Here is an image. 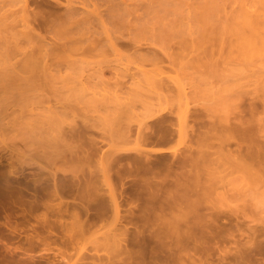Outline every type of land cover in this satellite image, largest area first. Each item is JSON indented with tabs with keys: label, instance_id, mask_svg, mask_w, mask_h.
Listing matches in <instances>:
<instances>
[{
	"label": "rangeland",
	"instance_id": "obj_1",
	"mask_svg": "<svg viewBox=\"0 0 264 264\" xmlns=\"http://www.w3.org/2000/svg\"><path fill=\"white\" fill-rule=\"evenodd\" d=\"M4 1L5 3L7 1L9 2L5 4L4 2L2 3V0L0 1V6L5 4L0 9V17H1L0 19H2L3 16L5 18L10 17L6 15H12L11 17L15 16L17 17V19H19L21 15L20 4L15 3L13 1L11 2V0H4ZM30 1L31 2L28 5V18H30L28 20H30V22L29 21L24 22L27 27H23L25 25L21 26L20 25L21 21L18 20L15 23H13L15 24V26L17 24V28L16 27L15 29L10 28V30L8 31V34H5V37L3 36L4 32H1L2 30L0 31V36L2 37L0 38V174L5 173L8 177L10 170L13 169L14 171L18 172L17 174L18 176L15 175V178H17L19 182L25 187L24 200L27 202L32 200L33 195L35 194V190L39 189L40 186L38 185V183H42L43 185L48 184L51 187V184H52L51 181H52L53 176L59 179V178H63L67 176L68 174L74 173L79 177H86V178L90 177L91 187L94 188L95 190L87 189L83 185L82 187L75 188L71 194L63 196L64 199L62 200L60 198L62 195L60 194L55 195V196L54 195L46 196L44 199L45 203L53 199V202L51 201L49 202V204L58 203L60 201L76 204L74 208L70 209V212H65L62 215L57 214V212L54 209L45 205V206H40L37 210H32L29 213L27 212L24 220H22L23 218L17 217V220L20 223V230L13 232V233L4 232L3 234L0 235L2 237L0 238V264H72L73 261L74 263L78 262L77 259L84 255L86 256V254L95 255V253H97L96 255H100L101 258H104V256L108 257L109 254H107L106 256L105 253H107V251L109 252L113 250L114 247L112 246L115 245L112 242L113 239L111 240L108 237L109 236L113 237L114 233L121 234L122 233L121 230H125V229H122L123 227L126 226L128 232L129 233L131 232V234L134 233L138 227L139 229L142 228V232L144 231V236L147 235L146 237H149V235L151 234L153 235L155 231H152L151 233V230L153 229L156 231L159 230L158 229L159 227L158 228L156 227L158 230L154 228L155 226H158L160 224L157 221L159 224L155 225L156 222L152 220V218L154 217L150 216L147 222L142 220V222L144 221L145 223H147L146 225L144 224L145 226L143 225L144 227H146V230L143 229V227H141L142 226L141 219L138 218L140 220L139 222V220L136 217H139L138 215H141V214L143 215L144 211L146 213H149L150 211V214H152L151 212L155 207V203H156V207L157 205L159 207L160 206L159 204H164V202H166L164 199H161V196H163L164 192L166 191V190H162V187L163 189H167L170 187L171 190H173L174 184H175L174 176L177 177V175H179L178 172H180V170L177 169L179 167L178 163L185 160L186 162H188V164H190L189 158H191V156L193 157V155H195L194 154L195 152L197 155L194 156V158L195 160L197 158V163L196 162L194 164L191 163L192 167L195 164L197 165L201 164L200 166H202L205 169L201 167L202 170H199V171L208 170V168L203 166L204 164L207 167H209V169L211 167L212 168L215 167L214 163L216 161L214 159L218 156L215 154L225 153L227 150L225 147L226 146L225 144L227 143L226 141L224 142L225 139L224 138L222 139V136H219L220 131L217 128L216 129L218 130V133H217L218 139L216 137H212L211 135L210 137L209 133L208 134L206 133L209 131L208 127H210L211 125H216L217 127L219 126L220 128L221 125L223 126L224 124H226V122H229V120L233 122V119L239 116L238 112H240L239 110H241V107H243L242 104L244 103L248 104L250 103V101L251 102L255 101L257 106H260V107L262 106V102L264 103V100H262L264 99V93L262 92L264 91V89H262L264 88L263 86L264 85L263 84L264 83V77H263L264 72L262 70L264 69L262 68L264 66V63L262 62L264 61L262 60L261 62L260 55H257V56L253 55L251 57L252 60L250 58H245V57L242 58L241 55L238 54L239 52L236 51L237 49H236V46L234 45L235 40L234 39L232 40V36L230 35L228 36V34H224L223 37H221V38L225 37V40H227V42L224 41V43L220 41L221 39H218V36L217 38H214V39L210 37L212 40L207 39L208 41H205L204 39L201 40V38L204 37L203 35L207 33L205 32V30H207L206 28L209 27L208 26L209 23H207L206 21H208L209 19L205 16L208 20L204 19L205 25H207V26L204 25L206 27L204 29V32L201 31V29L199 30V28L197 29V27L195 26L200 24L199 21L201 22V20L195 22V23H198L197 25L194 24L193 21L195 20L191 16H193L196 10L194 12L192 8L195 7L197 9L196 3L198 5L199 3L201 4V2L203 1V4L205 3L207 4L205 5L202 4V7L203 9H206L205 13L209 14L207 12L208 7L211 6V3L213 4L212 2L213 0H210L211 2L209 0H201V1L200 0H188L189 2L185 0L186 3H189L191 5L190 6L191 9L190 7H188L189 10L187 9V6L189 4L187 5L184 0H180L181 2L179 0H172V4L175 1H179V2H176V4L179 3L178 8L182 7L183 9V10L178 9V11L180 10V12L178 11L176 12L182 14V11H183L184 12L183 15H185V11H186V15H187L186 17H182L183 16L182 15L181 16L182 18L181 17L177 18L178 15H176L177 20H179L180 18L181 19L184 18L183 19L184 23L183 22L181 23V19H180L179 24H182V25L186 24L187 26L184 25L183 28L187 30L190 27L189 31H185V32H187L189 38L192 39V41L189 39L188 40L193 45H190L191 43H189L188 45L193 46L192 48L194 52L186 48L188 51H190L189 54L191 56L187 57L188 53H186L185 51H184L185 52L184 54L187 55L186 57H183L179 60L178 58L183 56V54L181 56L179 55L178 57L175 56L178 59V63L179 62H181V64L183 63L182 64L183 66L184 65L188 66V62L191 65L190 67H186L187 69L186 74H189V75L191 74L190 77H186V78L183 77L184 75L182 73L181 74L183 76L179 74L180 72L178 71L180 69L183 70L184 67L180 66L181 64L180 65L178 64L180 69H176V67L174 66V64L176 63L170 64L172 59L167 58V51L170 52L174 50L172 47L170 48V46L174 47L177 44V42L182 40V37H181L182 34H180L179 36L181 38L180 39L178 38L179 41L177 38H175L177 37L175 34V31L177 30L176 31L177 33L180 32L178 29L180 28L179 26L181 25H179L178 24L179 21L177 22V20L175 19L174 12L170 14L172 15V17H170L169 15L170 19H168L167 17L168 21H170L172 18H174L176 21L174 22L173 19L171 20L175 24L173 23L174 26H168V28L169 27L171 28V29L169 28L170 30L168 29L169 31H171L173 28L175 29L176 28L175 25L177 26L178 24L177 27L179 28H176V30L172 31V34H174V36L170 35L167 29H165L167 28L166 26L168 22L167 20H166V24L162 23L160 20H157V22L160 21V23L158 22L156 24V22H154V24L157 25V27L159 26V24H162V25L165 24L166 27L160 26V28L163 27V29L166 30L165 32L169 33L165 35L166 33L163 30V32L165 33V34L163 33V35L167 37V40L170 39L171 36L173 37V39L171 37L172 41L170 39L168 40V42L163 41V40L162 42L161 41L162 38L157 36V39H156V36L153 35L151 32H149V34L147 35L149 36L152 34L155 40L152 39V35L149 36L151 38H148L147 35L141 36V33H140L141 38L138 36V38H136L137 39L136 41L140 39L141 40L138 42H134L133 38L135 39V37L131 36L133 34L132 31H134L133 29L131 30L132 27L130 28L128 32L130 34L128 38H130L131 40V38L133 37L132 46L135 45L134 43H137L136 45H141L142 48H144L142 50L143 52L144 50L149 49V47L145 46L147 44L148 46L153 48L154 51L157 50L156 52L159 51L162 53L163 57L158 52V54H160V57H162L163 59L162 61L163 63H161L162 65L158 64L157 66V65H153L155 63L152 64V62L150 61H148V63L147 61H144V62L141 60L139 61L138 58L134 56L137 59L136 60L135 58L132 57L133 56L132 53H134L133 52L134 50L124 48L126 45H130L132 42V41H129V39L127 38L128 34L127 32H125L124 28L127 29L128 31V27L132 26L135 20H134L133 14H130L129 16L126 17V19H129L127 20L129 22V25L127 21L125 23L124 19L123 21L112 19L114 20V24H113V21L111 20L110 15H108L110 13L109 8H111L109 5L111 6L113 5V2L110 3L111 2L110 0L109 2L108 1L100 2V4L96 6L91 5L93 7L90 6V4H92L91 2L85 1V5L83 6V8L86 10L94 11L96 9L97 12H100L101 14L105 15V17H107L104 23L106 27H102L101 24L96 23L97 25V26L95 25L96 27H91L88 29L79 28L80 29L79 30L75 28L78 32L75 31V29H73L74 31L73 34L74 33L75 34L73 35L72 33L71 34L69 33L68 36L66 32H71V31H67L61 28L62 29L61 31L65 33L63 34L61 32L62 33V36H61L59 34L60 30L58 32L55 30L56 32L54 31L55 33H53L52 31L54 28L49 27V26L47 27L42 24L43 20L45 19L46 20L52 19L51 21L55 23L56 20L54 18L58 17L59 14H62L63 12H65V5L67 2L66 0H30ZM112 1H115V0H112ZM117 1L118 2L124 1L126 4L136 3L139 5L144 0H130L128 2L127 0H116L114 3H118ZM149 2L150 0L147 3ZM208 2H209V6L207 7L206 5H208ZM143 4H145V2ZM192 5L194 7H192ZM199 6L201 5H198V7ZM232 6L233 5L231 3L230 5H229V2L227 3L226 8H228L227 9L228 14L232 12L233 10ZM234 7L236 8V6ZM200 8H198L197 10H201ZM3 12L4 13L6 12V13L4 14ZM50 16L51 17L53 16L54 18H51ZM187 17H189V20H187ZM211 18H210L211 20H209L210 24L212 23L211 25H214L215 23L213 24V17ZM185 19L189 22H187ZM131 21H134V22L131 23ZM116 22H119L121 26H118L117 28L118 23ZM121 22H124V24L128 26H124L123 23ZM171 24L172 22L170 23V25ZM155 25H154V28L158 29L159 27L157 28L155 27ZM168 25H169V22H168ZM11 27H14V26L12 25ZM120 27L123 29V30L122 29L120 30L121 32H123V35L120 31H118ZM24 28H28L29 30L28 33L32 35V37H29L30 40L28 39L29 42L28 40H25L28 37L24 38L23 36H21V34L18 33L19 31L21 32V30L23 32ZM133 28H135L134 25H133ZM209 28L208 30H211L212 26ZM12 30L18 31L16 33L19 34V39L15 38V36L16 37L18 36L16 34H14V36L9 35L13 33ZM24 30H25L24 31L25 33L27 29H24ZM180 30H182V28H180ZM185 32L183 30V33ZM211 32L213 33V28ZM212 33L211 35L207 33V35L213 37L215 34L214 33L212 34ZM124 34L126 35V37H122V36H125ZM36 35L39 36V38L41 37L43 41L47 42V44L54 45L58 43L59 45L61 41V45L64 44V47L66 48L62 46L63 48L60 49L62 51L58 50V53L62 52L61 54L60 53L59 55L55 54L54 57L48 56L49 58L46 57L43 60L44 65H47L45 64L46 61L48 63L47 66H49L48 67L49 69L46 70L47 72H45V70L43 71L42 69H40L41 70L39 71L40 73L38 71L35 73L33 70H29V69L28 70L30 72L27 73L26 72L28 71L27 69H24L23 70L24 72H23L22 71L23 66L21 67L20 64H18V62L23 60V57L25 56V55L23 56V54L26 53L25 49H30L29 46H31L33 41H35L34 43H36L37 41L36 39H38ZM69 35H72L71 40H70ZM133 35H137V33ZM207 35L206 37H208ZM159 36H161V34ZM183 36L185 37L187 36V34L185 33V35L183 34ZM188 36L186 38H188ZM57 37H59V39L60 37H62L63 40L62 38L59 40L57 39ZM144 37L145 39H143ZM65 38H66V41L64 40ZM73 38L75 41L73 40ZM75 38L80 41L76 40ZM97 38L98 40L100 39L103 42L101 41L99 42ZM159 38L162 44H160V42L158 41ZM186 38H184V40ZM92 39L93 40L96 39L98 43H102V44H100V46L97 48H91L88 45H89V41H93ZM228 39L231 40L232 42L228 41ZM72 41L76 43V44L74 43L75 47H73V43L72 44L70 43ZM185 41L184 43L186 44ZM26 42H28L29 44L28 43L26 44ZM66 42L71 44V46ZM158 42L160 46L158 45ZM165 42H167V44L169 43L167 46H169L170 49L167 48V46H165L164 44ZM219 42L222 43V47L225 46L224 50H220L221 45L219 44L221 43ZM115 43H118V46L120 48L119 51H116L113 48V45ZM203 43L207 44V49L206 47L204 48L206 50L209 49L208 50L209 52L205 51L204 48H203L204 51L203 50L201 51V49H198V52H196L195 48L199 46L203 47V45H201ZM79 44L80 45L82 44V45L80 46ZM12 46L13 47L15 46L16 50L15 49L13 50ZM23 46L26 48L24 49ZM234 46L236 50L232 49V47L234 48ZM164 47L169 50L165 51L166 49H164ZM68 48L69 49L72 48V49L69 50ZM230 50L231 51L233 50L232 52L234 53V55H232L233 53L231 54ZM234 50L236 52H234ZM199 51L202 53L205 52V55L207 54L206 52H208V54L209 53L211 54L213 52L214 54L212 53V55L209 54L206 56H203L204 54H202L200 55L201 57L203 56L201 58L200 56L197 55L198 53H200ZM235 54L236 55L238 54L239 56L236 57ZM196 55L198 57H196ZM58 56H61V57L58 58ZM164 56L166 57L164 58ZM192 57L193 58L195 57V59L194 61L192 60L191 62L190 61L191 59L189 58H192ZM239 57H241L242 59ZM52 58L54 59L53 60L54 63L51 64ZM256 59L259 61H256ZM254 60L256 61V63ZM139 62H141L140 64L142 65H140ZM17 64L20 66L19 68H17L18 67ZM149 64L155 67L153 66L150 67ZM52 65L54 66L52 67ZM251 65L252 66L254 65V66L251 67ZM47 66L45 68H47ZM159 66L160 67L163 66V68L166 67L167 70L165 69V71H167V73L164 71L163 68H160ZM137 69L145 70L146 72L150 74L161 73L162 76L166 78L168 77V80L170 79L169 76L171 77V80L172 78L177 79L179 84L180 83L182 84L181 87H183V90L185 92L184 96H186L184 98L186 99L181 98L182 99L181 100L180 97H183V96H179L178 97L179 99H177L178 102L180 103L179 104L175 100L176 99L175 97L177 96H175L174 99L172 96H170L173 99L171 101L170 100L171 98L168 96L170 95L168 92L162 89L163 90V94H162V93H159V92H162L161 90L156 91L153 88L152 89L156 92H152L153 90H148L151 92V93L148 92L149 95H147V93L145 92L143 94L144 95L146 94V95L143 96L142 93L140 92L141 93L140 95L146 98H143L141 96H139L140 98L138 99L132 98L134 96H132L131 94L134 95V92H136L135 90H133V88L139 89V86L137 87L136 85L135 86L132 85V83H130L132 82L131 79H129L130 77L124 78L125 77L124 75L130 76L131 74H133V71L136 70L137 72ZM161 70L165 72L166 74L165 73L163 74ZM252 72L254 73L253 75H255L254 77H252L253 75L251 76ZM258 74H262V76ZM96 76L97 78L98 76L100 78L95 79ZM101 77H103L104 79L101 80ZM110 78H115L114 80L116 81L120 79V81L119 80L118 81L122 82L123 85L121 87L119 85L120 88L119 87L117 88V86L112 84L114 80L113 79L111 80ZM104 80H106V82L109 80L108 82L111 84L109 85V83L108 84L104 83L103 82ZM122 80H125V81H122ZM256 80L259 82H257ZM99 81L101 83H99ZM124 82L126 84H124ZM179 84H176V85L173 84V85L177 87V85ZM261 84H262V87H261ZM181 87L179 85L177 89H179L180 91ZM130 88H132L131 90L133 91V93H131L132 91L130 92L129 90ZM140 91H143V90H140ZM144 91H147V90H144ZM180 93H182V91ZM137 94H135V96ZM260 95L261 96L263 95L262 96L263 98ZM114 96H117L118 98ZM148 97L150 98L147 99ZM108 99L111 100V103L109 102ZM115 99H119V100L116 101ZM139 99H143V100H139ZM143 102H145V104ZM186 102L187 104L185 105ZM181 108L182 110L185 108L184 111H182ZM258 109L260 108L258 107ZM186 110L188 111L186 113L187 114L186 121L188 118L190 119L187 121V123L189 121L192 122V117L196 116L194 115V116H191V118L189 117V115H192V111L194 112V114H197L199 118H201V120H203L202 122L204 123V125L201 122H199L200 124L198 125V127H200L201 124L203 125L202 127H200L201 130L197 128V124H196L195 127L197 128V130L191 131L193 130L191 128L190 131L188 132L189 126L191 123L188 124V130L184 128L182 116L185 114ZM180 113L182 114L181 116L179 115ZM235 114H238V115H235ZM260 117L262 118V115H260ZM163 119H166L167 121L169 120L168 122L166 121L167 125L169 126L172 125L171 131H172L173 136L171 135L170 137V139L172 140L168 141L166 144L163 143L161 145L160 144L161 142L160 143L158 142L159 143L158 144L154 142V140L152 139L151 140L153 142L149 140L150 141L149 144L147 143L148 141L145 142L144 144V142L142 141L143 138L138 139L140 135V131L141 133L142 132L147 133V135L149 136L151 133L150 127L152 128L153 123L159 120H163ZM257 122H259V120ZM260 124L261 125L257 124L259 127L258 126L256 127L258 128V130L260 128L259 139L261 138L263 140L262 144L264 145V120H262ZM147 125H150V126H147ZM255 125H256V121H255ZM192 132H194V134H192ZM197 134L199 135L197 136ZM140 136H142V134ZM139 141H141V144L139 143ZM192 146L196 147V148L193 147V151L191 150L192 148L190 149V147ZM94 147H96V149L98 148L97 153ZM197 147L198 149H200V151L202 150L204 151L202 152L198 151ZM158 148H162L165 151L161 153H156L155 151ZM227 148H230V147L227 146ZM233 148L235 147L233 146ZM99 149L101 151H99ZM189 149L191 150V153L193 152L192 154H190L187 151ZM136 150H142V152L145 151V153L142 154L141 152V154L143 155V157H145L150 162V169L145 167L146 168L145 170V168L142 167L139 170L132 165L128 157H130V155L131 157L135 155L140 156V153H139L140 151H138L137 154H135ZM85 151L88 154L90 153L91 154L88 155L86 154ZM100 152H102V154H105L106 157L108 155L112 157H120V154H122L121 155L122 157H120V160L122 161H120L121 163L119 162L120 165L119 163L118 164L116 163L117 165H113L107 159H105L106 157H104V160H100L98 158L99 157L98 153ZM204 152L208 153L207 155H209L210 153L212 159L213 157L215 158L213 160L211 159L209 160L210 156H208V160L207 159L205 160V158H207L206 157L207 155ZM83 153H85L86 155ZM110 153L115 156L111 155ZM212 153L215 156H212ZM145 154L146 156L147 155H150V156L146 157ZM184 154H185V157H184ZM87 155L91 157L89 158V160H87L88 157H85ZM187 155L188 156L191 155V156L188 158L186 157ZM198 155H199V158L202 156L203 160L202 158L199 159ZM161 158L164 159L165 163L163 162ZM194 158L192 159V161L194 160ZM125 159L126 161L129 160L130 162L127 161L128 162L127 163ZM157 160L160 162V163L158 162L160 166H161V163L165 165V166L162 165L161 167L162 169L158 167L159 165L158 166L154 165L155 163L157 164ZM171 161L172 163L176 162L175 165L173 164L174 167L171 166L172 165ZM208 161L210 163H207ZM167 164H169L168 165L169 169L166 166ZM176 164H177V167H176ZM188 164L185 163V167L188 166L187 169L189 170L190 166ZM163 167L166 169H163ZM175 168H176V171L173 170ZM141 169L145 171H142ZM118 170H120L121 180H119V175L117 174ZM137 170H139L140 172L138 173ZM238 172H236L237 174L235 173L236 175L232 174L235 177L232 175L229 176L230 178L233 177L232 179L227 178L229 182L233 181L232 184L231 182L230 184L227 183L228 180H225L226 184L229 185V187H227V185L224 184L225 186L224 189L226 190L223 192H227L228 190L227 188L232 189L234 187L232 191L231 190L229 191L230 198L228 197V195L226 196L224 195L225 197L223 196L224 198L222 197V199H220L221 197L218 194H221L222 189L218 190L219 191V192L217 191L218 194L214 193L212 198L210 197L211 198L209 199L210 201L209 202L207 201L206 203L208 205L209 204L211 205L212 200H214L215 202L213 201V204L215 205L217 204V206L219 207L216 208V207H211L213 205L211 206L209 205V207H211L210 209H208L210 210L209 212L208 210H204V208H201L200 210H198L197 207L193 208L192 206L191 207L187 206V208H190L189 210L186 207L183 209H181L180 207L181 210L177 211L178 209L177 204H172L176 208V211H174L173 207L168 208L169 206H171V204H169V206H168V203L164 204L163 208H166L165 206H167L168 209H172V211L169 210L171 213H168V209L166 210L167 213L169 214V215L166 214L168 216V217L166 216L167 217L166 219L170 221V222L166 221L168 222L167 224H169V226H171L172 228L173 221L175 222L174 224H176L177 222L175 217L174 219L172 218L173 216L172 214L173 213L176 215L178 214L177 218L179 217V214H181L180 217H182L183 210L186 212V215H187L186 216L185 212H183L184 217H188V220H190L189 218L199 219V216H200L199 213H202L203 215V214H207L208 212L210 215V213L212 212L211 215H215L216 213L219 214L218 215L219 217L216 216L217 214L214 216V218L218 217V219L214 221V224L216 223L217 220L219 221L220 219L219 221L221 223L220 225L223 226V228H221L222 231H224V226L227 227V224L230 226V228L229 226L227 228L225 227L226 229L224 232H230L231 230H233L232 232H234L235 231L234 223L238 221L239 228H238V231L236 230V232L234 233L236 235L235 238L240 239L241 242L244 243V241H246L244 239L247 238V235L248 234L252 235L254 234L253 232H255V236L254 235L252 236L255 237V239L257 237L256 240L262 239L264 242V234H263L264 232V186H263L264 178H262L263 180H261L260 182L258 180H254L253 178L251 179H247V177L244 178L241 176L242 175L241 173L243 172L241 171H238ZM10 175L14 177L13 174L10 173ZM165 176H166V179H165ZM13 177L12 179L17 181ZM162 178L164 179V181H162ZM148 179H151L152 184L149 183ZM167 179H169L168 183H167ZM37 181L39 182L37 183ZM160 182H164V183L161 184ZM172 182H173V185H172ZM2 183H3V180L0 181V185ZM121 183H123V185ZM166 183L169 186H167ZM142 186L144 187L141 188ZM243 186H246V187H244L243 189ZM152 188L153 190L156 189L155 194H154V191L151 192ZM160 188H161V191L163 192L162 194L160 192L158 194L157 192L160 190ZM109 189H113L115 192L116 191L121 192V190L123 189L122 191L124 192L125 196L127 197L131 196L130 200H128L127 202L122 201V199L120 198L122 206L120 207V210H119L120 213L118 214V216L109 207L111 206L110 203L108 205V199L110 201L109 195H107ZM175 189L171 193H169L173 196L172 197H170L171 195L168 196L170 197L169 201L171 203H173L172 200L176 199V195H174ZM136 192L137 193L143 192V197H142V193H140V196L138 197L139 193L137 195ZM168 192L170 191L168 190ZM244 193H247V194H244ZM2 194H3V191H2V187L0 186V204L8 203L9 198L6 197L5 199H3ZM153 194L154 196L157 195V197L154 198V196H151ZM144 195H145L146 200L144 199ZM222 195L223 193L221 194V196ZM104 197L106 198V200ZM99 198L100 199L103 198L102 200L103 202H105L103 204H106L108 208H106L104 212L97 215L96 217L89 218L88 215L93 214L95 210L91 208L87 212L89 214H87L84 210V207L86 203H91L94 205V202ZM157 198H159L160 200H158ZM177 198H179V196H177ZM225 198L227 201L225 200ZM224 201L225 203H227V205H224L223 203ZM206 203L204 202V204H202L204 205L203 207H205V205L207 206ZM150 207H153V209H151ZM220 207L224 213H222V210H219ZM238 207H240V209H238ZM229 208H231L230 209L231 211L229 210ZM234 208H236L238 211L237 210L235 211ZM129 209L132 210L131 213L136 218V219L134 218L135 221H132V223H129V219L126 220L125 218V216L129 217V213H128ZM211 209L214 211H212ZM202 211L205 213H203ZM194 212L197 214H195ZM213 212L215 213L213 214ZM226 212H229V213L232 212V213L229 214ZM234 212L235 214L237 213L236 216L233 215ZM184 217L182 218L186 220V218ZM233 217H236L239 220H236V218L233 219ZM164 219H165V216H164ZM196 219L192 221H197ZM165 220H164V223H166ZM179 220L181 219H178V221ZM188 220L186 221L188 222ZM210 220L211 219L209 218V220L206 221L208 226L210 222L212 223V220L211 221ZM192 221H189V222H192ZM218 221L216 223V226L219 223ZM136 223L139 224V226H137ZM223 223L226 225H224ZM153 224H154V227H153ZM167 224L166 226H168ZM174 224H173V230L177 226ZM147 225L149 227H147ZM161 225H164L165 227V224H161ZM209 227H210L209 231L215 233L216 230L219 231V228L221 226L215 227V225H212V226L210 225ZM258 230L262 231L263 235H261V233ZM101 235H105V236L108 235V237H105V236L103 237ZM108 242H112L111 245ZM107 243H108L107 246H110V247H107V246L105 247V244ZM232 244L233 243L229 242L225 244V246L228 249L231 248V250H234L236 246ZM216 245L217 244H214L213 246H216ZM221 245L220 247H222ZM130 248L132 249V246H130ZM135 249H138V247H136ZM87 260L88 261L90 260V262L93 261L91 259H86V261ZM104 260L107 261V259H103V261ZM83 263L85 262L83 261ZM187 264H190V263H187Z\"/></svg>",
	"mask_w": 264,
	"mask_h": 264
},
{
	"label": "bare ground",
	"instance_id": "obj_2",
	"mask_svg": "<svg viewBox=\"0 0 264 264\" xmlns=\"http://www.w3.org/2000/svg\"><path fill=\"white\" fill-rule=\"evenodd\" d=\"M1 1V0H0ZM15 2V3H18V4H20V6H21V15H20V18L19 19H17V17H15V16H13V17H11L12 15H6V16H10V17H4L3 16V18L2 19H0V31L1 32H4V37H5V34H8V31L10 30V28L11 29H15V27L17 28V24H16V26H15V24H13V23H15L16 21H21V26L22 25H25V23L24 22H27V21H29L30 22V20H28V19H30V18H28V5H29V3L31 2L30 0H11V2ZM67 2H66V5H65V12H63L62 14H59L58 15V17H56V18H54L53 16L51 17V18H54L55 20H56V24L55 23H53L51 20H43V22H42V24L44 25V26H49V27H52V28H54L53 29V33H55L56 31L58 32L59 30V34L62 36V33H63V31H61L62 29L61 28H63V29H65V30H67V31H71V32H66L67 33V36H68V34L70 33H72L73 34V29H75V28H77V29H79V28H86V29H88V28H91V27H96L97 25H96V23H98V24H101V26L102 27H106L105 26V20H106V18L107 17H105V15H103V14H101L100 12H97L96 11V9L94 10V11H89V10H86V9H84L83 8V6L85 5V1H88V2H91L92 4H90V6L91 5H93V6H96V5H98V4H100V2H105V1H108L109 2V0H66ZM111 2L110 3H112L113 2V5L111 6V5H109L111 8H109L110 9V13L108 14V15H110V18H111V20L112 19H115V20H121V21H123V19L125 20V23H126V21L127 20H129V19H126V17L127 16H129L130 14H133V17H134V20H135V22L134 21H131V23H136V24H134L133 23V25L135 26V28H133V25L132 26H129L128 27V31H127V29H125L124 28V30H125V32H127V38L129 37V30H130V28H131V30L133 29L134 31H136V32H134V31H132V33L133 34H135V33H137V35H131V36H134L135 37V39L133 38V40H134V42H138V41H140V40H138V41H136L137 39L136 38H138V36L141 38V36H144V35H147V34H149V32H151L153 35H155L156 36V39H157V36L158 37H160V38H162L161 39V41L163 40V41H167L168 42V40H170L171 39V37H170V39H168L167 40V37H165V35H167V34H169L170 33V35H173L174 36V34H172V31H174V30H176V28H182V30H180V28L178 29L180 32H176L175 31V34H176V36L177 37H175V38H181L182 37V40H180L179 41V39H178V41L179 42H177V44L173 47V46H170V48L172 47L174 50L173 51H167V50H169L170 48H169V46H167L168 44H167V42H165L164 44H165V46H167V48H169V49H167V48H165L164 47V49H166L165 51H167V58H169V59H172V61L171 62H173V63H171L170 62V64H174V63H176V64H174V66L176 67V69H180V67L178 66V64L180 65L181 64V62H179L178 63V59L180 60L181 58H183V57H186L187 55V57H189V56H191L190 54H189V52L190 51H193V46H190V45H193L189 40H191L192 41V39H190L189 38V36H188V33L187 32H185V31H189V28H188V30L187 29H185V28H183V26L184 25H186V24H184V25H182V24H179L180 23V19L182 18V17H186L187 15H186V11H185V15H183L184 14V12L182 11V14H180V13H178V12H180V10L178 11V9H182V7H179L178 8V6H179V3H177L176 4V2H179V1H175V2H173V4H172V0L169 2L168 0H150V2L149 3H147L149 0H144L141 4H136V3H130V4H126L124 1H120V2H118V3H114L115 1H112V0H110ZM128 1H130V0H127V2ZM185 1V0H184ZM183 1V2H184ZM201 1V0H200ZM199 1V2H200ZM210 1V0H209ZM5 3V1L4 0H2V3ZM7 2H9V1H7ZM6 2V3H7ZM145 2V4H143ZM181 2V1H180ZM187 2H189L188 0H187ZM196 2H198V1H196ZM211 2V1H210ZM213 2V4L211 3V6H209V2H208V5H206L207 7H208V13L209 14H206L205 13V10L206 9H203V7H202V4H203V1L201 2V4L199 3L198 5H201V6H199L198 7V5H197V3H196V7H197V9L198 8H200L201 10H197L193 5H192V7H194V8H192L193 10H194V12H195V10H196V12L194 13V12H192V13H194L193 14V16H191L195 21H193L194 22V24H198V23H195V22H197V21H199V20H201V22L199 21V23L201 24H198L197 26H195V27H197V29L199 28V30L201 29V31H203L204 32V29L206 28L205 26H207V25H205V22H204V19L206 20L207 18L209 19V20H211L212 18L211 17H213V24L214 25H211L210 24V21L208 20V21H206L207 23H209L208 24V26L209 27H211L212 26V28H213V33L215 34L213 37L212 36H208L207 35V33L208 34H210L211 35V30H212V28H211V30H208V28L209 27H207L206 29L208 30H205V32H207L206 34H204L203 36V38H201V40L202 39H204L205 41H208V40H210L211 38H217V36H218V39H221L220 41L222 42V43H224V41H226L227 42V40H225V37L224 38H221V37H223V35L224 34H228V36L230 35V36H232V40L234 39L235 40V43H234V45L236 46V49H235V46H234V48L232 47V49H235L236 51H238L239 53L238 54H240L241 55V57L243 58V57H245V58H250L251 59V57L253 56V55H260L259 57H260V60H261V62H262V60L264 61V0H213L212 1ZM229 2V5H230V3L233 5L232 7H233V10H232V12L230 13V14H228V11H227V9L228 8H226V6H227V3ZM5 3V4H6ZM87 3V2H86ZM185 3H186V1H185ZM184 3V4H185ZM4 4V5H5ZM181 4V3H180ZM183 4V3H182ZM187 5L189 4V3H186ZM205 4H207V3H205ZM205 4H203V5H205ZM4 5H1L0 6V9H1V7H3ZM80 5V6H79ZM93 6H91V7H93ZM108 6V7H109ZM180 6H182V5H180ZM191 5L189 4L188 6H187V9H188V7H190ZM234 6H236V8L234 7ZM186 7V6H185ZM206 7V8H207ZM5 8V7H4ZM3 8V9H4ZM235 8V9H234ZM98 9H99V7H98ZM190 9H191V7H190ZM183 10V9H182ZM189 10V9H188ZM193 10H191V11H193ZM108 11V10H107ZM176 11H178V12H176ZM227 11V12H226ZM174 12V16H175V19H176V15H178L177 16V18H179V17H181L182 15V17L179 19V20H177V22H178V24L179 25H181V26H179V27H177L178 26V24H177V26L175 25V29L173 28L171 31H169L170 29L168 28V26H174V22H176L175 21V19L174 18H172L173 20H174V22L173 21H168L167 20V17H168V19H170L169 18V15L170 14H172ZM4 13V12H3ZM6 13V12H5ZM4 13V14H5ZM19 13V14H20ZM176 13V14H175ZM136 14H138V15H136ZM180 14V15H179ZM187 14H188V12H187ZM135 15V16H134ZM207 18H206V17ZM170 17H172V15H170ZM1 18V17H0ZM128 18H130V17H128ZM211 18V19H210ZM184 19V18H183ZM183 19H181V23L184 21ZM58 20V21H57ZM157 20H160L162 23H165L166 24V20L169 22V25H168V22H167V24H166V26H167V28H165V29H167V31L169 32H165L166 30L165 29H163V27L165 26V24L164 25H162V24H159V28L157 27V25H155L154 24V22H156V24L159 22L160 23V21H158L157 22ZM163 20V21H162ZM186 20V19H185ZM187 20H189V17H187ZM186 20V21H187ZM54 21V20H53ZM113 21V24H114V20H112ZM111 21V22H112ZM215 21V22H214ZM28 22V23H29ZM128 22V21H127ZM172 22V24L170 25V23ZM187 22H189V21H187ZM116 23H118V25H117V28H118V26H121V24L119 23V22H116ZM121 23H123V25L124 26H128L129 25V22H128V25H126V24H124V22H121ZM174 23V24H173ZM184 23V22H183ZM204 23V24H203ZM111 24V23H110ZM188 24V23H187ZM193 24V23H192ZM14 26V27H11V26ZM18 25H19V23H18ZM96 25V26H95ZM131 25V24H130ZM154 25H155V27H157L158 29H156V28H154ZM203 25V26H202ZM205 25V26H204ZM99 26V25H98ZM115 26V25H114ZM113 26V27H114ZM123 26V27H124ZM160 26H163V27H161L160 28ZM165 26V27H166ZM187 26V25H186ZM185 26V27H186ZM23 27H27L26 25L25 26H23ZM22 27V28H23ZM194 27V26H193ZM201 27V28H200ZM29 28V27H28ZM28 28H24V29H27V31L24 33V29H23V32H22V30H21V32L19 31H15V30H12L13 31V33H11V34H9L10 36H14V34H16V35H18L17 37L15 36V38H17V39H19V34H21V36H23L24 38L25 37H28L27 39H25V40H30V38L29 37H32V35H30V33H28L29 32V30H28ZM116 28V27H115ZM116 28V29H117ZM8 29V30H7ZM122 28L120 27V29L118 30V31H120ZM169 29V30H168ZM194 29V28H193ZM196 29V28H195ZM196 29V30H197ZM210 29V28H209ZM56 30V31H55ZM80 30V29H79ZM113 30V29H112ZM123 30V29H122ZM163 30H164V32L166 33H164L163 32ZM183 30H184V32L187 34V36H188V38H186L187 36H183V34L185 35V33H183ZM198 30V31H199ZM7 31V32H6ZM11 31V32H12ZM55 31V32H54ZM75 31H77L76 29H75ZM87 31V30H86ZM85 31V32H86ZM117 31V30H116ZM193 31V30H192ZM195 31V30H194ZM197 31V32H198ZM209 31H210V33H209ZM16 32H18V33H16ZM62 32V33H61ZM78 32V31H77ZM121 32V31H120ZM120 32H118V33H120ZM122 33V35H123V32H121ZM140 33H141V36H140ZM146 33V34H145ZM163 33L165 34V35H163ZM193 33H195V32H193ZM212 33V34H213ZM58 34V35H59ZM63 34H65V33H63ZM75 34V33H74ZM73 34V35H74ZM126 34V33H125ZM124 34V35H125ZM139 34V35H138ZM151 34V35H152ZM156 34H158V35H156ZM161 34V36H159ZM180 34H182L181 35V37H179L180 36ZM35 35V34H34ZM55 35V34H54ZM121 35V36H122ZM151 35H149V36H151ZM153 35H152V39L153 40H155L154 38H153ZM206 35L209 37H206ZM10 36H9V38H10ZM37 36V35H36ZM35 36V37H36ZM64 36V35H63ZM66 36V35H65ZM66 36V37H67ZM71 36L72 35H69V37H70V40L72 39L71 38ZM76 36V35H75ZM80 36H82V35H80ZM92 36V35H91ZM137 36V37H136ZM148 36V35H147ZM148 36V38H151V37H149ZM3 37V38H4ZM38 37V39H36L37 41H36V43H34L35 41H33V43H32V41H31V43L33 44V46H32V44H31V46H29V48L30 49H25L26 47H24V49H25V51H26V53L25 54H23V60H21V58H20V62H18V64H20V66L23 68H20V69H22V71L24 70V69H29V70H33L35 73L38 71H41L40 69H42L43 71L45 70V72H47L46 70L47 69H49L48 67L49 66H47L48 65V63H47V61H46V63L45 64H47V65H44V59L46 58V57H48V56H50V57H54L55 56V54H58L59 55V53L61 54L62 52H59L58 53V50H60L61 48H63L64 47V44H63V42H62V44L63 45H61V41H60V43H59V45H58V43L57 44H47V42H45V41H43L42 40V38L40 37L39 38V36H37ZM68 37V38H69ZM79 37V36H78ZM120 37V36H119ZM122 37H126V35L125 36H122ZM163 37H164V39H163ZM206 37V38H205ZM211 37V38H210ZM0 38H2L1 36H0ZM8 38V39H9ZM62 37H60V39H61ZM95 38V37H94ZM121 38V37H120ZM132 38H131V40H130V38H128L129 39V41H132ZM160 38H159V42H160ZM166 38V39H165ZM169 38V37H168ZM184 38H186L185 40H187V41H185L184 40ZM228 38V37H227ZM57 39H59V37H57ZM59 39V40H60ZM76 39V38H75ZM81 39H83V38H81ZM143 39H145V37L143 38ZM172 39H173V37H172ZM172 39H171V41H172ZM189 39V40H188ZM208 39V40H207ZM230 39V38H229ZM228 39V41H230V42H232L231 40H229ZM13 40H14V38H13ZM29 40H28V42H29ZM35 40V39H34ZM62 40H63V38H62ZM65 41H66V38L64 39ZM69 40V39H68ZM67 40V41H68ZM69 40V41H70ZM73 40H74V38H73ZM76 40H78V39H76ZM93 40V39H92ZM97 40H98V38H97ZM212 40V39H211ZM5 41V40H4ZM53 41H54V39H53ZM75 41V40H74ZM74 41H72V42H70L71 44L73 43V47H75L74 46ZM78 41H80V40H78ZM83 41V40H82ZM99 42L101 41V42H103L102 40H98ZM98 41H96V39H94L93 41H89V45L88 46H90L91 48H97V47H99L100 46V44H102V43H98ZM128 41V42H129ZM162 41V42H163ZM184 41L186 42V44L184 43ZM214 41V40H213ZM28 42H26V44L28 43ZM52 42V41H51ZM77 42V41H76ZM159 42H158V45L160 46V44H162L161 42H160V44H159ZM170 42V41H169ZM221 42H219V43H221ZM234 42V41H233ZM66 43H68V42H66ZM130 43V42H129ZM132 43H133V41L131 42V44L130 45H126L124 48H126V49H133L134 51V53H132L133 54V58H138V60L140 61H147V63H148V61H150V62H152V64L153 63H155V64H153V65H157L158 66V64L159 65H162L161 63H163L162 61H163V59H162V53L161 52H159L160 54H161V56L162 57H160V54H158V52H156V51H154V49L153 48H151L150 46H148L147 44L145 45V46H147V47H149V49H147V50H144L143 52H142V50L144 49V48H142V46L141 45H136L137 43H134L135 45L134 46H132ZM152 43V42H151ZM150 43V44H151ZM157 43V42H156ZM181 43V44H180ZM189 43H191L190 45H188ZM222 43L221 44H219V45H221L220 46V50H224V48H225V46H223L222 47ZM10 44V43H9ZM29 44V43H28ZM35 44V45H34ZM69 44V43H68ZM71 44H69L70 46H71ZM76 44V43H75ZM82 44H83V42H82ZM81 44V45H82ZM149 44V45H150ZM206 44V43H205ZM204 43L203 44H201V45H203V47H201V46H199V47H196L195 48V51L196 52H198V49H201V51L203 50V48L204 47H206V49H207V44L205 45ZM231 44V43H230ZM17 45V44H16ZM56 45H58V46H56ZM66 45V44H65ZM77 45H78V43H77ZM80 45V44H79ZM80 45V46H81ZM195 45V44H194ZM27 46V47H28ZM63 46V47H62ZM152 46V45H151ZM186 46V47H185ZM189 46H190V48H189ZM229 46H231V45H229ZM13 47V46H12ZM11 47V48H12ZM22 47V46H21ZM68 47V46H67ZM64 48H66V47H64ZM113 48L116 50V51H119L120 50V48H119V46H118V43H115L114 45H113ZM151 48V49H150ZM189 49L190 51H188L187 49ZM15 49V46L13 47V50ZM21 49V48H20ZM23 49V50H24ZM69 49V48H68ZM72 49V48H71ZM71 49H69V50H71ZM153 49V50H152ZM205 48H204V50L205 51H208V50H206ZM231 49V48H230ZM12 50V51H13ZM16 50V49H15ZM23 50H22V52H23ZM66 50V49H65ZM172 50V49H171ZM203 50V51H204ZM227 50V49H226ZM234 50V52H236ZM18 51V50H17ZM60 51H62V50H60ZM186 53H188L187 55H185L184 53L185 52ZM213 51V50H212ZM233 51V50H232ZM231 50H230V52H231V54L233 53ZM20 52V51H19ZM194 52V51H193ZM200 52V51H199ZM209 52V51H208ZM208 52H206L207 54L206 55H209L208 54ZM17 53V52H16ZM21 53V52H20ZM213 53V52H212ZM212 53L210 54V55H212ZM12 54H14V53H12ZM51 54V55H50ZM54 54V55H53ZM178 54V55H177ZM183 54V56H181ZM202 54H204L203 56H206L205 55V52L204 53H202V52H200V53H198L197 55L198 56H200V55H202ZM214 54V53H213ZM236 55L235 54V56L236 57H238L239 55ZM14 55H16V54H14ZM181 56V57H179L178 59L175 57V56ZM196 55V57H198ZM232 55H234V53L232 54ZM135 56V57H134ZM202 56V57H203ZM59 57H61V56H58V58ZM166 56H164V58H165ZM201 57V56H200ZM199 57V58H200ZM201 57V58H202ZM241 57H239V58H241ZM11 58V57H10ZM49 58V57H48ZM135 58V59H136ZM174 58V59H173ZM207 58H208V56H207ZM212 58H213V56H212ZM241 58V59H242ZM258 58V57H257ZM263 58V59H262ZM189 59H191L190 61L192 62V60L194 61V59H195V57L193 58H189ZM238 59V58H237ZM255 59V58H254ZM53 58H52V62H51V64L52 63H54L53 62ZM137 60V59H136ZM174 60V61H173ZM239 60V59H238ZM247 60V59H246ZM252 60V59H251ZM241 61V60H240ZM248 61H249V59H248ZM255 61V60H254ZM253 61V62H254ZM256 61H259V60H257L256 59ZM256 61H255V63H256ZM17 62V61H16ZM49 62V61H48ZM250 62H252V61H250ZM260 62V63H261ZM141 62H139V64H140ZM262 63H264V62H262ZM261 63V64H262ZM16 64V63H15ZM14 64V65H15ZM17 64V65H18ZM138 64V65H139ZM146 64V63H145ZM183 64V63H182ZM180 65V66H183V65ZM254 64V63H253ZM55 65V64H54ZM54 65H52V67L54 66ZM140 65H142V64H140ZM150 65V67H152L151 66V64H149ZM19 65H18V67L17 68H19L20 67ZM47 66V68H45ZM51 66V65H50ZM146 66V65H145ZM191 65L189 64V62H188V66H183L184 67V69L183 70H178L180 73L179 74H181L183 77H190V75L189 74H186V67H190ZM247 66V65H246ZM254 66V65H253ZM252 65H251V67H253ZM256 66H258V65H256ZM143 67V66H142ZM141 67V68H142ZM147 67V66H146ZM153 67H155V66H153ZM160 67V66H159ZM178 67V68H177ZM250 67V68H251ZM160 68H163V66L162 67H160ZM255 68V67H254ZM262 68H264V66L262 67ZM261 68V69H262ZM52 69V68H51ZM130 69H132V68H130ZM164 69V71H165V69H166V67L165 68H163ZM162 69V70H163ZM258 69H259V67H258ZM260 69V70H261ZM26 71L27 73L28 72H30V71ZM114 70V69H113ZM119 70V69H118ZM123 70V69H122ZM161 70V71H162ZM167 70V69H166ZM263 70V72H264V69H262ZM100 71V70H99ZM127 71V70H126ZM184 71V72H183ZM255 71V70H254ZM253 71V72H254ZM24 72V71H23ZM125 72V71H124ZM163 72V71H162ZM166 73H167V71H165ZM165 72H163V74L165 73ZM252 72V74H251V76L254 74ZM32 73V72H31ZM40 73V72H39ZM131 73V72H130ZM153 73H155V72H153ZM165 73V74H166ZM44 74V73H43ZM115 74V73H114ZM256 74V73H255ZM99 75H101V74H99ZM186 75V76H185ZM258 75H261L262 76V74H258ZM257 75V76H258ZM114 76V75H113ZM121 76H123V75H121ZM125 77L124 78H129V79H131V81L132 82H130V83H132V85H136L137 87L139 86V89L137 88H133V90H135L136 92H134V95L133 94H131L132 96H134V97H132V98H140L139 96H141V97H143V96H145L143 93H147V95H149L148 94V92L149 93H151L150 91H148V90H156V91H162V92H159V93H162L163 94V90H165L166 92H168L170 95H168L169 97L170 96H172L173 97V99H174V97L175 96H177V97H175L176 99V102L177 103H179L178 102V100L177 99H179L178 97L179 96H183V97H180V99L182 98V99H186V98H184V97H186V96H184V94H185V92H184V90H183V87H181L182 86V84L180 83L179 84V82H178V80L177 79H173L172 78V80H171V77L169 76V80H168V77L166 78V77H164V76H162L161 75V73H159V74H150V73H148V72H146L145 70H141V69H137V72H136V70L135 71H133V74H131L130 76H126V75H124ZM255 75H253L252 77H254ZM259 77V76H258ZM264 77V76H263ZM100 77L98 76V78H97V76L95 77V79H99ZM117 78H118V76H117ZM116 78V79H117ZM122 78V77H121ZM256 78V77H255ZM262 78V77H261ZM104 78L103 77H101V80H103ZM111 80L113 79H115V78H110ZM123 79V78H122ZM119 81H120V79H118ZM116 81V80H114L113 82H112V84L113 85H115V86H117V88L119 87V85H120V87L123 85V83L122 82H119V81ZM258 80H260V79H258ZM109 81V80H108ZM106 82V80H104L103 82L104 83H106V84H108L109 82ZM116 81V82H115ZM122 81H125V80H122ZM129 81V80H128ZM257 81V80H256ZM115 82V83H114ZM257 82H259V81H257ZM263 82V81H262ZM99 83H101L100 81H99ZM103 83V84H104ZM126 83H127V81H126ZM125 82H124V84H126ZM171 83H173V84H179L180 85V87H181V89H180V91H179V89H177L178 88V86L179 85H177V87H175L173 84H171ZM111 83H109V85H110ZM264 84V83H263ZM113 85H111V86H113ZM125 86V85H124ZM133 86V87H134ZM264 86V85H263ZM119 87V88H120ZM261 87H262V84H261ZM141 88V89H140ZM151 88V89H150ZM153 88V89H152ZM132 88H130L129 90H130V92L132 91L131 90ZM158 89V90H157ZM163 89V90H162ZM262 89H264V88H262ZM137 90H138V92H137ZM140 90H147V91H140ZM152 91V92H156V91ZM164 91V92H165ZM182 91V93H180ZM142 93V95H140L141 93ZM263 93H264V91H262ZM131 93H133V91L131 92ZM138 93V94H137ZM135 94H137L136 96H135ZM181 94V95H180ZM158 95H160V94H158ZM252 95V94H251ZM138 96V97H137ZM165 96V95H164ZM167 96V95H166ZM261 96V95H260ZM259 96V97H260ZM263 96V95H262ZM261 96V97H262ZM114 97H117V96H114ZM172 97H170L171 99V101L173 100L172 99ZM257 97V96H256ZM111 98H113V97H111ZM118 98V97H117ZM131 98V99H132ZM143 98H146V97H143ZM150 97H148L147 99H149ZM164 98V97H163ZM263 98V97H262ZM137 99H135V100H137ZM153 99H155V98H153ZM181 99V100H182ZM257 99V98H256ZM109 100V99H108ZM116 101L117 100H119V99H115ZM114 100V101H115ZM139 100H143V99H139ZM157 100H159V99H157ZM164 100V99H163ZM174 100V101H175ZM253 100H255V99H253ZM252 100V101H253ZM259 100V99H258ZM262 100H264V99H262ZM187 101V100H186ZM109 102L111 103V100H109ZM142 102V101H141ZM144 104H145V102H143ZM255 103V104H254ZM258 103V102H257ZM147 104V103H146ZM180 104V103H179ZM187 104V102L185 103V105ZM245 104V103H244ZM242 104V106L243 107H241V110H239L240 112H238L239 113V116L238 117H235V119H233V122H231V120H229V122H226V124H224L223 126L221 125V127L219 128V126L217 127L216 125H211L210 127H208V132H206L207 134L209 133V136L211 135L212 137H216L217 138V133H218V130L217 129H219V131L221 132V134H220V132H219V136H222V139L224 138L225 140H224V142L226 141V143L227 144H225L226 146V152L225 153H221V154H215V155H218L216 158L215 157H213V159L216 161L214 164V166L215 167H211L210 169H209V167H207L205 164L203 165V163H202V165L203 166H205L206 168H208V170H205V171H199V170H202L201 169V167L202 166H200L201 164H199V165H197V164H195V165H193V167H192V165H191V163L192 164H194L195 162L197 163V158H196V160H195V158H194V156H196L197 154L194 152V154L195 155H193V157L191 156V158H189L190 156H186V157H188L189 158V162H190V164H188V162H186L185 160H183V161H181L180 163H178V168L177 169H179L180 170V172H178V174L179 175H177V177L176 176H174V188H173V190L175 189V192H174V195H176V199L175 200H172V202L173 203H171L169 200H170V197H172L173 195H171V194H169V193H171L173 190H171V188L169 187V188H167L170 192H168V190L167 189H163V187H162V190H166L165 192H164V195L163 196H161V199H164L166 202H164V204H167L168 203V206H169V204H171V206H169L168 208H172L173 207V209H174V211H176V208L172 205V204H177V206H178V209H177V211L178 210H181V209H183V208H187V206L188 207H197L198 208V210H200L201 208H204V210H208V209H210L211 207H216V208H218L219 206H217V204L215 205V204H213V201L214 200H212V203H211V205H213V206H211L210 204V206L211 207H209V205L206 203L207 201L209 202L210 200L209 199H211L212 198V196H213V194L214 193H217V191L218 190H220V189H222V192H221V194L223 193V195L221 196V194H218L221 198L220 199H222V197L225 195H228V197H229V191L231 190H233V188L232 189H230V188H227L228 190H227V192H223V191H225L226 189H224V184L225 185H227L226 184V182H225V180H228V179H232V178H230L229 176H231L232 174H235L236 172H238V171H241V172H243V173H241L242 175V177H247V179H251V178H253L254 180H258V181H260L261 182V180H263L262 178H264V145L262 144V139L260 140L259 139V131H260V128H259V130H258V128L256 127V126H258L257 124H259V125H261L260 123L262 122V120H264V103L262 102V106L260 107V106H257V104H256V102L254 101V102H251L250 101V103H248V104ZM259 104V103H258ZM260 105H261V103H260ZM257 106V107H256ZM258 107L260 108V109H258ZM148 108V107H147ZM185 109V108H184ZM184 109L182 110V108H181V110L182 111H184ZM187 109H188V107H187ZM180 110V111H181ZM179 111V112H180ZM181 111V112H182ZM188 111L186 110V112H185V114L182 116V118H183V124H184V128L185 129H187L188 130V124L189 123H193L192 125L190 124V126H189V130H188V132L190 131V129L192 128L193 130H191V131H196L197 130V128H199L200 130H201V128L200 127H202L203 125H204V123L202 122L203 120H201V118H199V116L197 115V114H194V112L192 111V115H189V117L191 118V116H194V115H196V116H194V117H192V122H188L187 123V121L188 120H190L189 118L187 119V121H186V118H187V113ZM180 116L182 115L181 113L179 114ZM235 115H238V114H235ZM260 115H262V118L260 117ZM180 119V118H179ZM232 119V118H231ZM200 120V121H199ZM259 120V122H257ZM166 119H163V120H159V121H156L155 123H153V125H152V128L150 127V129H151V133H150V135L148 136L147 135V133H144V132H142L141 133V131H140V135L142 134V136H140L139 135V137H138V139L139 138H143L142 139V141L144 142V144H145V142H147L148 144H149V140H154V142H156V143H160L161 145L164 143V144H166L168 141H170V140H172V139H170V137H171V135L173 136V134H172V131H171V126H169V125H167L166 124ZM169 121V120H168ZM167 121V122H168ZM180 121V120H179ZM198 121V122H197ZM255 121H256V125H255ZM199 122H201L202 124H201V126L200 127H198V125L200 124ZM169 124H171V123H169ZM197 124V128L195 127V125ZM147 126H150V125H147ZM146 126V127H147ZM259 127V126H258ZM261 127V126H260ZM149 128V127H148ZM195 128V129H194ZM217 128V129H216ZM148 130V129H147ZM150 131V130H149ZM203 131V130H202ZM144 133V134H143ZM199 133V132H198ZM71 134V133H70ZM146 134V135H145ZM192 134H194V132H192ZM196 134V133H195ZM72 135V134H71ZM191 135V134H190ZM199 134H197V136H198ZM138 136V135H137ZM196 136V135H195ZM210 136V137H211ZM200 137V136H199ZM173 138V137H172ZM220 138V137H219ZM218 139V138H217ZM151 140V141H152ZM138 142V141H137ZM142 142V143H143ZM153 142V141H152ZM139 143L141 144V141H139ZM158 143V144H159ZM154 144V143H153ZM143 145V144H142ZM193 145V144H192ZM227 146L228 147H230V148H227ZM233 146L235 147V148H233ZM193 147H195V146H192V147H190V149L193 151ZM237 147V148H236ZM84 148V147H83ZM82 148V149H83ZM95 149H96V147H94ZM102 148V147H101ZM196 148V147H195ZM232 148V149H231ZM91 149V148H90ZM189 149V150H190ZM214 149V148H213ZM85 150V149H84ZM98 150V148L95 150L96 151V153L98 152L97 151ZM189 150H187L190 154H192L191 153V150L189 151ZM197 150L198 151H200V149H198V147H197ZM206 150H208V149H206ZM82 151V150H81ZM94 151V150H93ZM99 151H101L100 149H99ZM138 151H140L139 153H140V156H138V155H135V156H132L131 157V155H130V157H131V159H130V157H128L129 158V160L131 161V163H132V165L135 167V168H137V169H139L140 170V168H142V167H146V168H148V169H150V162L145 158V157H143V153H145V151L144 152H142V150H136V152H135V154H137V152ZM163 151H165L164 149H162V148H158V149H156V153H161V152H163ZM194 151H195V149H194ZM202 151H204V150H202ZM202 151H200V152H202ZM210 151V150H209ZM208 151V152H209ZM86 152V151H85ZM89 152V151H88ZM141 152H142V154H141ZM199 152V153H200ZM93 153V152H92ZM95 153V152H94ZM138 153V154H139ZM148 153V152H147ZM198 153V152H197ZM205 153V152H204ZM83 154H85V153H83ZM86 154H88L87 152H86ZM85 154V155H86ZM91 154V153H90ZM90 154H88V155H90ZM99 154V159L100 160H104V157H106V155L105 154H102V152H100V153H98ZM111 154V153H110ZM206 155L208 154V153H205ZM85 156V157H88V159L87 160H89V158H91V157H89V156ZM95 155V154H94ZM108 155V154H107ZM111 155H113V154H111ZM122 154H120V157H122L121 156ZM124 155V154H123ZM133 155V154H132ZM215 155H213V153H212V156H215ZM109 156V157H108ZM105 159H107L110 163H112L113 165H117L120 161H122V160H120V157H112V156H110V155H108ZM113 156H115V155H113ZM143 157V159H142V157ZM145 156H146V154H145ZM150 155H147L146 157H149ZM166 156V155H165ZM174 156V155H173ZM172 156V157H173ZM183 156V155H182ZM208 156H210V158H209V160L211 159V160H213L212 159V157H211V155H210V153H209V155H207L206 157L207 158H205L204 156V158H205V160L207 159L208 160ZM126 157H127V155H126ZM155 157V156H154ZM167 157V156H166ZM184 157H185V154H184ZM94 158V157H93ZM96 158V157H95ZM127 158V159H128ZM145 158V159H144ZM157 158H158V156H157ZM168 158V157H167ZM174 158V157H173ZM172 158V159H173ZM194 158V162L192 161V159ZM198 158H199V155H198ZM202 158V156L199 158V159H201ZM162 159V158H161ZM185 159V158H184ZM95 160V159H94ZM129 160H127L128 162H130ZM145 160V161H144ZM149 160H150V158H149ZM163 160V162H164V159H162ZM174 160V159H173ZM180 160V159H179ZM192 162H191V161ZM202 160H203V158H202ZM92 161V160H91ZM125 161H126V159H125ZM125 161H123V162H125ZM126 161V162H127ZM154 161V160H153ZM152 161V162H153ZM219 161V162H218ZM98 162V161H97ZM122 162V163H123ZM127 162V163H128ZM159 161L157 160V164L155 163L154 165L156 166H158V167H162V165H164L163 163H161V166H160V162L158 163ZM99 163V162H98ZM117 163V164H116ZM121 163V162H120ZM120 163H119V165H120ZM154 163V162H153ZM165 163V162H164ZM175 163L176 162H174V163H172V161H171V166H173V164L175 165ZM185 163H187L190 167V169L188 170L187 169V167L188 166H186L185 167ZM206 163V162H205ZM207 163H210L209 161L207 162ZM217 163V164H216ZM101 164V163H100ZM130 164V163H129ZM152 164V163H151ZM112 165V166H113ZM122 165V164H121ZM168 165L169 164H167L166 166H167V168H168ZM197 165V166H196ZM131 166V165H130ZM152 166V165H151ZM154 166V167H155ZM165 166V165H164ZM157 167V168H158ZM170 167V166H169ZM174 167V166H173ZM173 167H171V168H173ZM176 167H177V164H176ZM200 167V168H199ZM130 168V167H129ZM132 168V167H131ZM146 168H145V170H146ZM153 168V167H152ZM159 168V169H160ZM198 168V169H197ZM203 168V167H202ZM124 169H126V168H124ZM162 169V168H161ZM163 169H166V168H164L163 167ZM169 169V168H168ZM186 169V170H185ZM203 169H205V168H203ZM123 170V169H122ZM128 170V169H127ZM131 170V169H130ZM139 170H137L138 171V173L140 172ZM142 171H145V170H143V169H141ZM170 170H172V169H170ZM174 171H176V168L175 169H173ZM148 171V170H147ZM158 171V170H157ZM169 171V170H168ZM160 172H161V170H160ZM165 172V171H164ZM10 173L11 174H13L14 175V177L13 176H11L10 175ZM10 173L8 174V177H7V175L5 174V173H1L0 174V181L1 180H3V183L0 185L1 187H2V191H3V194H2V196H3V199H5L6 197H8L9 198V201H8V203H2V204H0V235L1 234H3L4 232H11V233H13V232H16V231H19L20 230V223L18 222V220H17V217H20V218H23L22 220H24V218L26 217V214H27V212L29 213L30 211H32V210H37L40 206H49L50 208H52V209H54L56 212H57V214H60V215H62L63 213H65V212H70V209L71 208H74L75 206H76V204L75 203H66V202H63V201H60V202H58V203H54V204H49V202H53V199L51 200V201H49V202H47V203H45V201H44V199H45V197L46 196H48V195H58V194H60V195H62L60 198H61V200L62 199H64V197L63 196H65V195H68V194H71L72 192H73V190L75 189V188H77V187H82L83 185H84V187L85 188H87V189H91V190H95L94 188H92L91 187V178L90 177H88V178H86V177H79V176H77L76 174H74V173H72V174H68L67 176H65V177H63V178H55L54 176H53V178H52V181H51V187H50V185H48V184H45V185H43L42 183H38L39 181H37V183H38V185L40 186L39 187V189H36L35 190V194L33 195V198H32V200H30V201H25L24 200V198H25V196H24V190H25V187L19 182V180L17 179V178H15V175L16 176H18L17 174H18V172H16V171H14L13 169L12 170H10ZM147 173V172H146ZM154 173V172H153ZM152 173V174H153ZM157 173V172H156ZM171 173H173V172H171ZM117 174L119 175V180H121L120 178V170H118L117 171ZM159 174V173H158ZM162 174H164V173H162ZM174 174H176V173H174ZM237 174V173H236ZM235 174V175H236ZM238 174H239V172H238ZM244 174V175H243ZM156 175V174H155ZM155 175H153V176H155ZM170 176H172V175H170ZM232 176H234V175H232ZM12 177L13 178H15L17 181H15V180H13L12 179ZM176 177V178H175ZM235 177V176H234ZM228 178V179H227ZM165 179H166V176H165ZM243 179V178H242ZM149 180V183H151V179H148ZM169 179H167V183L169 182L168 181ZM176 180V181H175ZM155 181V180H154ZM154 181H152V182H154ZM161 181V180H160ZM162 181H164V179L162 178ZM171 181V180H170ZM146 182V181H145ZM165 182H166V180H165ZM222 182V183H221ZM231 182V181H230ZM230 182H229V180L227 181V183H229L230 184ZM257 182V181H256ZM256 182H254V183H256ZM148 183V182H147ZM146 183V184H147ZM161 184L162 183H164V182H160ZM166 183V185L167 186H169L168 184ZM171 183V182H170ZM169 183V184H170ZM233 183V181L231 182V184ZM122 185H123V183H121ZM152 184V183H151ZM160 184V185H161ZM145 185V184H144ZM149 185V184H148ZM172 185H173V182H172ZM171 185V186H172ZM150 186V185H149ZM159 186V185H158ZM233 186V185H232ZM231 186V187H232ZM264 186V185H263ZM123 187V186H122ZM144 186H142L141 188H143ZM227 187H229V185H227ZM244 187H246V186H243V189H244ZM151 188V187H150ZM10 189V190H9ZM224 189V190H223ZM9 190V191H8ZM50 190V191H49ZM123 190V189H122ZM121 190V192L123 193H121V192H119V191H114L113 189H109L108 190V193H107V195H109V198H110V201H109V199H108V205H109V203H110V205L111 206H109L111 209H112V211H114L115 212V214L118 216V214L120 213V207L122 206V204H121V201H120V198L122 199V201H128V200H130V198H131V196H125L124 195V192ZM139 190V189H138ZM149 190V189H148ZM156 190V189H155ZM155 190H153V188H152V191L151 192H153L154 191V194H155ZM247 190V189H246ZM45 191H47V192H45ZM141 191V190H140ZM248 191V190H247ZM37 192V193H36ZM133 192V191H132ZM158 192V194H159V192L162 194L163 192L161 191V188H160V190L159 191H157ZM156 192V193H157ZM219 192V191H218ZM245 192V191H244ZM134 193V192H133ZM132 193V194H133ZM138 193H139V195H138ZM136 192V194L138 195V197L140 196V193H142V197H143V192ZM149 193V192H148ZM228 193V194H227ZM243 193V192H242ZM135 194V193H134ZM133 194V195H134ZM145 194H146V192H145ZM154 194L153 195H151V196H154ZM232 194V193H231ZM244 194H247V193H244ZM169 195H171L170 197H168ZM234 195V194H233ZM5 196V197H4ZM177 196H179V198H177ZM215 196V195H214ZM224 196V197H225ZM63 197V198H62ZM147 197V196H146ZM149 197V196H148ZM155 197H157V195H155L154 196V198ZM211 197V198H210ZM223 197V198H224ZM235 197H236V195H235ZM105 198V197H104ZM216 198V197H215ZM230 198V197H229ZM232 198H233V196H232ZM58 199V198H57ZM103 198H99V199H97L95 202H94V205L93 204H91V203H86V205H85V207H84V210H85V212L87 213L91 208H93L94 210H95V212L93 213V214H90V215H88V217L89 218H94V217H96L97 215H99V214H101L102 212H104V210L106 209V208H108L107 206H106V204H103V203H105V202H103V200H102ZM144 199H145V195H144ZM158 200H160L159 198H157ZM217 199H218V197H217ZM219 199V200H220ZM105 200H106V198H105ZM146 200V199H145ZM154 200V199H153ZM168 200V201H167ZM216 200V199H215ZM219 200H218V202H219ZM225 200H226V198H225ZM245 200V199H244ZM155 201V200H154ZM157 201V200H156ZM227 201V200H226ZM228 201H230V200H228ZM234 201V200H233ZM204 202L207 204V206L205 205V207H203L204 205H202V204H204ZM215 202V201H214ZM246 202H247V200H246ZM217 203V202H216ZM221 203V202H220ZM219 203V204H220ZM224 203V205H227V203H225V201L223 202ZM222 203V204H223ZM232 203V202H231ZM164 204H159L160 206L158 207V205H157V207H156V203H155V207H154V209H153V207H150L151 209H153L152 210V214H150V209L148 210L149 211V213H146L145 211V213L143 212V215L141 214V215H138L139 217H136L137 219L139 218V219H141V222H142V220H144V221H146L147 222V220L150 218V216L151 217H154V218H152V220L153 221H155V222H153V223H155V225H158L159 223V225L158 226H155L154 227V224H153V227L154 228H156L158 231H156V230H154L153 229V227H152V229L153 230H151V233H152V231H155L154 233H153V235L151 234V235H149V237H146L147 235H145L144 236V231L142 232V228H140L139 229V227L137 228V226H139V224H137V226H136V224H135V226H136V233L134 234V233H132L131 234V232L129 233L128 232V230H127V228H126V226L125 227H123L122 229H125V230H121L122 231V233L121 234H119V233H117V234H115L114 233V235H113V237H108V235L107 236H105V235H101V236H105V237H108L109 239H113L112 240V242L115 244H113L114 246H112V247H114L113 248V250H111V251H107V253H105V255L107 256V254H109L108 255V257H105L104 256V258H101L100 257V255H96L97 253H95V255H87L86 254V256L84 255V256H82V257H80V258H78L77 259V261L78 262H76V263H74V261H73V263L72 264H88L89 262H90V260L88 261H86V259H91V260H93V261H91L90 263L91 264H187V263H190V264H264V242H263V240L261 239H258V240H256L257 239V237H256V239H255V237H253L252 235H254L255 236V232H253L254 234H248L247 235V238L246 239H244V240H246V241H244V243L243 242H241L240 241V239H236L235 238V233L234 232H236V230L238 231V228H239V224H238V221H236V223H234L233 225H234V227H235V231L234 232H232L233 230H231L230 232H224L225 231V229L229 226L228 224H227V227L226 226H224V231H222V229L221 228H223V226L222 225H220L221 223L219 222L220 221V219H219V223L217 224V226H216V223H217V221H216V223L214 224V221L216 220V219H218V215L219 214H215L216 216H218L217 218L215 217L214 218V216L215 215H211V213H210V215H209V211L210 210H208V212H207V214H203L202 215V213H199V219H196L197 221H192V220H195L194 218L192 219V218H189L190 220H188V217H184V214H183V212H185L184 210L182 211V217H184V218H186V220H188V222L185 220V219H183L182 217H180L181 216V214H179V217L177 218V216H178V214L176 215V214H174L173 212V216H172V218L174 219V217L176 218V220H177V222H176V224H174L175 222L173 221V220H171V221H173V224L174 225H177L176 226V228L173 230V224H172V228H171V226H169V224H167L168 222H170V221H168L166 218L168 217L167 215H169L168 213H171L169 210H171L172 211V209H168L167 208V206H165L166 208H163L164 207ZM221 204V205H222ZM230 205V204H229ZM244 206V205H243ZM180 207H181V209H180ZM209 207V208H208ZM233 208V207H232ZM237 208V207H236ZM236 208H234L235 209V211L237 210ZM168 209V213H167V210ZM188 210L190 209V208H187ZM192 209V208H191ZM228 209V208H227ZM231 208H229V210H230ZM233 209V210H234ZM238 209H240V207H238ZM131 209H129L128 210V213H129V217L128 216H125V218H126V220H128L129 219V223H132V221H135V217H134V215H132V210L130 211ZM157 210V211H156ZM188 210H186V211H188ZM212 210V209H211ZM219 210H222L221 209V207H220V209ZM233 210H232V212H233ZM166 211V212H165ZM192 211V210H191ZM197 211V210H196ZM212 211H214V210H212ZM225 211H227V210H225ZM231 211V210H230ZM238 211V210H237ZM1 212H2V214H1ZM20 214H19V213ZM142 212V211H141ZM181 212V211H180ZM203 212V211H202ZM231 212V213H232ZM188 213V212H187ZM195 213V212H194ZM193 213V214H194ZM203 213H205V212H203ZM215 212H213V214H214ZM222 213H224L223 212V210H222ZM226 213H229V212H226ZM231 213H229V214H231ZM87 214H89V213H87ZM167 214V215H166ZM195 214H197V213H195ZM194 214V215H195ZM237 214V213H236ZM236 214H235V212H234V214L233 215H235L236 216ZM153 215V216H152ZM175 215V216H174ZM185 215H186V212H185ZM225 215V214H224ZM133 216V217H132ZM137 216V215H136ZM164 216H165V219H164ZM167 216V217H166ZM187 216V215H186ZM232 216V215H231ZM239 216V215H238ZM191 217V216H190ZM193 217V216H192ZM229 217H230V215H229ZM135 218V219H134ZM171 218V219H172ZM209 218L212 220L213 218V220H212V223L210 222V224H209V226L211 225H215V227H220L219 228V231H220V229H221V231L219 232V231H217L216 229V231L215 230H213V231H215V233H213V232H211V231H209V226H208V224H207V222L206 221H208L209 220ZM236 217H233V219H235ZM239 218V217H238ZM2 219V220H1ZM138 219V220H139ZM178 219H181V220H179L178 221ZM230 219V218H229ZM137 220V221H138ZM164 220H165V222L166 221H168V222H166V223H164ZM232 220V219H231ZM236 220H239V219H237L236 218ZM142 222L141 224H142V226L141 227H143V229H145L146 230V227H144L147 223H145V222ZM159 223H158V222ZM189 221H192V222H189ZM230 221V220H229ZM139 222H140V220H139ZM232 222H234V221H232ZM172 223V222H171ZM145 224V225H144ZM161 224H165V227H164V225H161ZM166 224L168 225V226H166ZM224 224V223H223ZM232 224V223H231ZM144 225V226H143ZM218 225H220V226H218ZM224 225H226V224H224ZM232 225V226H233ZM147 227H149L148 225H147ZM164 227V228H163ZM226 227V228H225ZM150 228H151V226H150ZM161 228V229H160ZM163 228V229H162ZM229 228H230V226H229ZM233 228V227H232ZM139 229V230H138ZM211 230V229H210ZM253 230H255V229H253ZM207 231H209V232H207ZM260 233H261V235H263L264 234V232H263V234H262V231H263V229H262V231H260V230H258ZM119 232H120V230H119ZM111 233V232H110ZM109 233V234H110ZM123 233H124V235H123ZM121 236H122V238H121ZM0 238H2L1 236H0ZM101 238V237H100ZM107 238V239H108ZM104 241H105V239H104ZM108 241V240H107ZM106 241V242H107ZM103 242V241H102ZM112 242H108L110 245H111V243ZM124 242V243H123ZM233 243L234 244V246H236L235 248H234V250H231V248H226V246H225V244H227V243ZM108 243L107 244H105V247L108 245ZM214 244H217L216 246H213ZM222 246V247H220V245ZM232 244V245H233ZM104 245V244H103ZM152 245V246H151ZM130 246H132V249L130 248ZM107 247H110V246H107ZM111 247V248H112ZM136 247H138V249H135ZM215 248V249H214ZM135 249V250H134ZM103 259H107V261H103ZM83 261L85 262V263H83ZM101 261H103V262H101ZM88 262V263H87ZM89 263V264H90Z\"/></svg>",
	"mask_w": 264,
	"mask_h": 264
}]
</instances>
